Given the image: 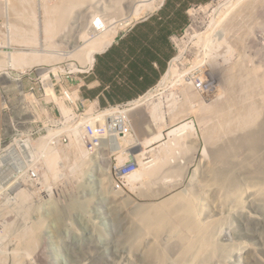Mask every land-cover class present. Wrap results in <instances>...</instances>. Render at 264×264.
<instances>
[{"label":"rangeland","instance_id":"1","mask_svg":"<svg viewBox=\"0 0 264 264\" xmlns=\"http://www.w3.org/2000/svg\"><path fill=\"white\" fill-rule=\"evenodd\" d=\"M57 1L59 0H0V151L1 148L7 145L10 146L12 144L16 147L15 144H17L19 138H30L31 143L35 144L39 139H42V136H46L44 138H48L51 145L62 156V161L60 160L61 164L58 163V173L52 175L50 173L48 174L43 158H37L32 153V160L25 159L27 161L26 168L19 173H15L14 177L9 181L10 183L14 181L12 186L9 183L8 185H3L4 187H0V189L2 188L0 195V208L2 212L0 214V232L6 241H3L4 248L7 246V253L4 252L6 256H10L13 250L16 249L15 251L17 252L19 249L20 255H18L19 251L17 254L18 257L20 256L19 264H158L153 261V258L148 252L156 249L153 248V243L155 245L157 243V246H160V250H164L166 249L164 247L170 242V244L172 243V247H170V258L164 260L163 264H178L176 251L180 248L177 246V243L181 235H183L182 226L179 223L181 220V214H179V211L182 209L181 206H178V212L172 211L177 208L175 206L169 208L172 215H174L172 218L176 221L173 225L175 233L166 231L167 233H164L161 237H158L149 228L150 225L148 223H142V220H140L141 217L133 213V208L136 205L161 204L169 199L185 201L194 199L193 201L198 205L197 208L200 211L197 219L203 225L210 224L214 221H218L219 223L210 230L209 234L212 236L209 235V238L205 239L207 246L209 245L208 250L213 251L217 247L219 252L216 251L218 252L216 256L210 259L207 258L206 263L204 262L203 264H264V200L258 199V197H248L244 193L246 187L254 188L257 183L262 181L261 173L259 172L257 174L255 172L251 176L248 175L247 171L239 169V172L236 173V188H239L236 190L239 197L238 201L230 197L232 191L229 185L226 188L220 187V189L212 181L210 182L212 186L205 184L211 176V171L218 164L216 162L218 159L214 158L216 157L214 155L216 145L218 143L219 145L223 144L226 139L231 138L229 137L231 135L226 133L224 134L225 136L222 135L223 138L229 135L225 140L220 138L218 143L215 141L208 143L210 140L205 136L207 132L205 129L210 128L215 121L213 122L208 118L209 120L206 119L207 122H204V124H207H203L202 121L205 119H202V112H200L203 107L201 108L199 104L204 105L209 101L206 99V96L193 87L192 83L189 84L190 88L185 83L186 76L189 77H187V81L192 77L207 79L210 91L212 92L214 89L215 92L212 95L217 94L223 99L226 97L224 96V92L227 90L225 78L220 77V80L216 79L215 81L207 73L208 70L218 72V69L221 67L222 69L220 68V71H224V66L226 65L225 67H228L229 64L232 66L231 64L240 55L241 57L243 56V52L246 60L251 59L253 61L252 63L249 61V65L248 60H245L246 67L248 66L247 68H257L259 69L258 71H261L262 69L260 70V68H263L264 70V60H260L262 58L264 59V33L259 31L257 26L255 27L257 22L249 27L248 32L244 30L246 34L245 40L243 38L235 44L236 42L233 43L229 39L225 40L224 35L220 32L223 20L225 21L227 18L224 14L235 0H231L232 3L230 0H211L205 4H200L199 0H174L173 3H168L164 6L161 12H166L169 17L170 15L173 16L171 18L177 17L180 12L183 14L187 12L188 14L184 26L176 32L172 43V49L174 50L173 59H176L175 65L178 74L181 75V81H178L179 83L174 81V79L173 81H162V78L157 86L149 93L133 102V112L136 113L139 110L145 112L147 118L155 122L154 130L157 133H159L160 129L162 130H160V133L162 132V138H151L153 135L151 136L149 134L150 131L145 129L146 116L143 117L141 115L138 120L133 117L134 128L136 127L143 135H150L147 138L154 140L152 142L150 139L149 142L147 141L148 143L146 142L144 144L145 151L148 153L152 151V153H147L137 158L139 161L141 160L140 162H144V164L147 162L145 165L142 164V168L145 167V170L153 169L157 173L152 178L149 175H143L134 183L133 189H129L128 185H124L123 187L129 193L128 198H124L117 192H111L110 187H112V184L111 186L110 184L106 185L107 188L104 190L100 189L101 179L99 178V171L103 169L102 173H104L103 176L105 178L109 173L107 172V168H101L99 166V160L89 152H87V156L85 157L89 158L87 163H84L76 172L70 169L73 156L78 152L76 140L72 138L71 141H64L61 140L60 136L58 142L53 141V136L62 134V131L66 128V124L71 126V123L64 121L63 117V115L66 116L70 112L73 105L71 102L65 100L64 88L69 86L73 80L76 82V77L81 76L83 74L82 72L88 69L87 65L81 63L82 57L78 56V54L83 53L85 55V52L90 51L88 46H84L85 41L82 38L77 39L78 43L75 40H70L65 43L66 41L59 39L60 34L58 32L55 36H48L46 28H44V17H46L45 6L52 5ZM94 1L98 2L99 0ZM107 2L111 4L110 0H104L103 5L98 7L99 9H95V12L93 10L92 13L101 17V13L103 14L105 12L103 8L106 5L107 7L110 6V4L108 6ZM161 7L151 10L147 15L157 13ZM216 11L219 13H216ZM75 12L82 14L84 11L82 9L75 10L73 15H77ZM114 14L116 17V13ZM126 15L127 13L124 10L123 16ZM84 16H86L85 12ZM142 17L136 20L138 21ZM179 19L181 23L183 16L179 15ZM100 20L103 21L104 18H99L97 23ZM129 22L117 26L118 35L129 29L132 23H134V20L132 19ZM256 30L260 34L255 32ZM249 31L252 32V35ZM250 38L254 39L251 40ZM249 39L251 42H249ZM226 41H228V44ZM247 43L250 44L245 48ZM214 44H216L215 46L217 48L215 46L212 47ZM218 44L219 46H217ZM56 45L59 46L56 48L54 47ZM209 45H211V48ZM225 45H231L229 48H232V52L234 50L233 47H236L237 51H234L237 53L236 56L231 57L235 55L234 52H231L232 54L229 55L231 50L228 47V50L226 48L223 51L221 48H224ZM232 45L234 46L232 47ZM236 45L239 47L237 48ZM49 49L50 52L57 49L59 55H61L59 57L60 59H51V57L55 56H51L47 52ZM204 50L206 51L204 52ZM224 52L228 57L222 55ZM9 54L15 57H13L14 60L10 59ZM15 54H18V57ZM63 54L64 56L62 57ZM211 54L214 56L212 59H209V56H212ZM219 55L221 56L218 57ZM23 57L24 60L22 59ZM201 58L204 59L201 60ZM235 58L236 60H233ZM48 60L52 61V63L48 62ZM228 60L229 64H225L228 63ZM19 63L22 65H19ZM254 63L257 64V67H254ZM261 63L263 67L260 65ZM263 70L261 71L262 73H264ZM44 73L48 74L44 75ZM183 73L186 74L183 76ZM50 87L51 89H49ZM217 87L218 89L216 90ZM182 89L189 90L188 92L192 91L190 93L195 94L193 96L194 98H190L189 100V102L191 100L193 101L190 103H182L183 98L180 100ZM224 89L226 90L224 91ZM222 93L223 95L221 96ZM177 97L179 101H177ZM169 99L176 103L173 102V108L167 105ZM179 102L183 105H180ZM192 102L194 104L196 103V106L200 102L198 104L199 107L196 108ZM154 104L161 108H154ZM139 105L140 107H137ZM186 107L189 108L186 109ZM81 110L83 111V109ZM212 119L214 120V118ZM188 122L194 125L193 133L182 134L183 136L179 135L180 137L177 136L176 138L168 135L169 130L173 127ZM236 131H234V135L241 133V131ZM167 149L170 152L165 151ZM106 153L111 156L107 151ZM247 154L248 150L239 149L235 152L234 156L235 159L242 160ZM110 159L112 160V157ZM149 165L151 166L149 167ZM89 169H94V172L87 171ZM110 175L106 178L109 183L112 179V175L111 177ZM251 179L253 181H250ZM113 181L114 179H112L111 183ZM232 200L235 204L232 203ZM70 208L73 209L71 210ZM22 210L26 212L27 217L24 215L25 213L23 214ZM24 216L23 221L22 217ZM137 224H141L144 230L138 233L135 228ZM23 226L29 231L32 230L31 232L35 231L30 236H34L35 233L37 238L35 236L32 238L31 236L33 241L30 239L31 244L29 243V248L24 249V251L21 248V251L18 248L20 243L19 236L21 232L24 234L27 231ZM23 228L25 232L24 230L22 231ZM29 231L26 233H31ZM32 246L33 248L30 249ZM195 250L198 252V258L189 259L185 264H201L199 258L204 254V251H199L197 245L195 246ZM3 261L5 262V260Z\"/></svg>","mask_w":264,"mask_h":264},{"label":"bare ground","instance_id":"2","mask_svg":"<svg viewBox=\"0 0 264 264\" xmlns=\"http://www.w3.org/2000/svg\"><path fill=\"white\" fill-rule=\"evenodd\" d=\"M110 1H111V4L109 3L110 6H109V4L107 2L109 7H107V5H106L105 8H103L104 6L102 7L105 10V12L103 13L104 15L101 13V17H100L97 14H93L92 11L94 10V12H95V9H97L98 7L103 5L104 0H99L98 2L94 1V0H59V1L55 2L54 4H52V5L45 6V16L46 17H44L45 18L44 19V21H45L44 22L45 23L44 28H46V31H47L49 37L51 35L55 36V34L58 32L60 34V37L58 35L57 36L59 37V39L61 41H66L65 43H67V41H70V40H75L78 43L77 39H79V38L84 39L85 44H84V42H83V44H84V46L85 45L88 46V48H90V51L89 52H85V55H83V53H79L78 56L82 57V58L79 57L83 61L82 62L80 60L81 63H84L89 68L95 62V57H94L95 54L106 50L114 42L115 38L118 35V29H117L118 25H120V24L124 25L125 23L126 24L130 23L129 21H131L132 19L135 22V20L137 18H140L142 16H143L142 18H144L145 15H147V13H149L151 10L159 8L164 2V0H110ZM226 1H228V0H226ZM232 1H231V3H232ZM24 5H22V6H24ZM26 5H28V4H26ZM44 5H45V3H44ZM229 5H230V3H229ZM234 7H236L237 10ZM80 9H82V11L85 12L86 16H84V12L82 14L80 12L78 14L75 12L77 15H73V12L75 10H80ZM222 9H224V8H222ZM21 10H22V8H21ZM124 10L127 13L126 16H123ZM224 11H226V10H224ZM105 13H106V15H105ZM114 13H116V17H115ZM216 13H219V12L216 11ZM192 14H194V13H192ZM223 14H224V12H223ZM224 15L227 18L224 16L226 18V20L225 21L223 20V25L220 27V32H222V34L224 35L225 40L229 39V40L233 41V43L236 42L235 44L240 42L239 40H241L243 38L245 40V35H246L245 31L248 32V30L250 29L249 27L251 25H253V23L256 24L255 22H257L255 27L257 26V29L259 31H261L262 33H264V0H235L230 5V7L227 9V11L225 12ZM102 17L104 18V20L103 21L100 20V22L97 23L99 18L102 19ZM113 17H115V18H113ZM221 17H223V16H221ZM213 22H214V20H213ZM20 24H21V22H20ZM215 27H217V26H215ZM211 30H212V28H211ZM211 30H210V32H211ZM250 31H252V30H250ZM255 32H257V30ZM257 33H259V32H257ZM250 34L252 35V32H250ZM202 35H203V33H202ZM208 35H207V37H208ZM248 36H249V34H248ZM247 38H249V37H247ZM250 39H249V42H251ZM253 39L254 38H252L251 40H253ZM32 41H34V40H32ZM25 42H27V41H25ZM226 42L228 44V41H226ZM246 42H248V41H246ZM68 43H70V42H68ZM218 43H220V42H218ZM230 44H232V43H230ZM248 44H250V43H247L246 46L244 44L243 45L246 48ZM196 45H198V44H196ZM215 45L216 44H214L212 47H214ZM49 46H50V44H49ZM58 46L56 45L54 47L57 48ZM209 46L211 48V45H209ZM217 46H219V44ZM230 46H226L225 45V47L221 48V49L224 51L227 47L229 48ZM233 46L234 45H232V47ZM238 47L239 46H237V48ZM199 48H201V47L199 46ZM228 48H227V50H228ZM53 49H55V48H53ZM205 49H206V47H205ZM221 49H219V50H221ZM231 49L232 48H229V50H231ZM233 49H234L233 50V52H234L236 50V47L235 48L233 47ZM222 50H221V52H222ZM239 50H238V52H239ZM205 51L206 50H204V52ZM47 52H49L51 56H55V57L49 56V57H51V59H53V60L55 58H57V60L60 59L59 57L61 55H59V51H57V49L56 50H52L51 52H50V49H49V50H47ZM231 52H232V50L230 51V54L229 53L228 54L231 55L233 53V52L232 53ZM65 53H66V51H65ZM213 53H214V51H213ZM243 53H242V55H243L242 57H241L240 54H238V55H240L239 58L237 60H236V58L233 59V60H236V61L234 63L232 61V63H233V64H231L232 66H230L229 60H228V63H225V64H229L230 67L229 66L225 67L226 66L225 65L224 66V68H225L224 71L223 70L220 71L221 67L218 69L219 70L218 72L217 71L212 72L210 70L207 71V73L211 76L212 79H215V81H216V79L220 80V77L225 78V84H227V87H226V85H225V87H226L227 90L224 89V91L226 90L224 92V96H226V97H224L222 99L217 94L216 95L215 94L212 95L213 92H214V89H213L212 92L210 91L211 93L208 92L206 95H204V96H206V99L209 101L208 103L202 105V104H199L200 102H198L197 106H196V103L195 104L193 102L192 103L195 105L196 108L199 107L198 104L201 105V108L203 107L202 111H200V112H202V119H205L204 121H202V119H201L203 124H204L205 121L207 122L206 119H208V118L211 119L213 122L215 121L214 123H212L213 125L210 128L205 129V130H207L205 136L210 140V142H208V143H211V141H215V142L218 143L220 141V138H223L222 135H224L226 133L231 135V136L228 135L229 137H231L230 139L226 135V138H228V140L225 137L223 138L224 140L226 139L225 141L222 139L224 141L223 144L219 145V143H218L216 145L215 151L217 153L215 152L214 155L216 157H214V158L215 159L217 158L218 161L221 162V163H219L216 160V162L218 164L216 165V167L213 166L214 170L211 169L212 170L211 171V176L205 182V184L211 185L212 183L210 184V182L212 181L213 183L217 184L219 186V188L220 187L221 188H223V187L226 188L227 185H229L231 187L230 190L232 191V192L229 191V192H231V196L230 197H232V198H234L235 200L238 201L239 197H238V193H237L236 190L239 189V188H236L237 187L236 186V184H237L236 173L239 172V169H242L243 171H247L248 175H251V176L255 172H257V174L260 172L261 176H262V181L260 183H257L254 188L253 187H249V186L246 187L244 189V193L248 197H258V199L264 200V143H263L264 139H262L264 137V101H263V98H264V73L261 72L263 70V68H260V70L262 69L261 71H258L259 69H257V68H254V69H249L250 67L247 68L248 66L246 67V63H245V60H246L245 58L246 57H245V55ZM21 54H19V55L21 56ZM40 54H42V53H40ZM234 54L235 55H232L231 57L236 56L237 53L234 52ZM17 55L15 54V56H17ZM211 55L212 56H209V59L210 58L212 59V57L214 56L213 54H211ZM222 55H224V57H225L227 54L225 55V52H224V54L222 53ZM9 56H10V54H9ZM63 56H64V54L62 55V57ZM216 56L217 55H215V57ZM220 56L221 55H219L218 57H220ZM256 56H258V55H256ZM10 57H11L10 58L11 60H14L13 59L14 56H10ZM24 57L22 58L23 60H24ZM65 57H66V55H65ZM224 57H222V58H224ZM226 57H228V56H226ZM249 57H251V55H249ZM256 58H258V57H256ZM202 59H204V58H201V60ZM217 59H219V58H217ZM247 60H248V64H249V61L251 63L253 62L251 59L250 60L247 59ZM260 60H264V59L262 58ZM61 61H62V59H61ZM48 62L52 63V61H50V60H48ZM224 62H227V61H224ZM224 62H223V65H224ZM175 63H176V59H173L172 63L170 64L169 69L167 70V72L163 76L162 81H167V80L173 81V79H174V81H177V82L181 81L180 80L181 79V75L178 74V71L176 69ZM262 63L260 64L261 66H262ZM210 64H212V63H210ZM218 64H219V62H218ZM19 65H22V64L19 63ZM25 65H27V64H25ZM223 65H221V66L223 67ZM256 65L257 64H255L254 67H257ZM10 66H11V64H10ZM216 66H215V68H216ZM252 67H253V65H252ZM263 72H264V70H263ZM54 73H55V71H54ZM47 74L44 73V75H47ZM184 74H186V73H183V76H184ZM187 77L188 76L185 77V80H186L185 83L189 87V84L192 83V80L190 79V80L187 81ZM221 83L223 84V82H221ZM49 89H51V87ZM217 89H218V87L216 88V90ZM181 91H182V94L180 95L181 98L180 97L179 98H180V100L183 98L182 103L189 102L190 98H194L193 96L195 94L190 93L192 91L188 92L189 90H185V89H182ZM222 95H223V93L221 94V96ZM197 98H198V96H197ZM177 99H178V97H177ZM197 100H199V99H197ZM177 101H179V99ZM191 101H193V100H191ZM194 101H196V100H194ZM133 102H132V104H133ZM173 102H174L173 100L169 99L167 105L172 107V104L174 105V103H175V102L174 103ZM179 103H180V105L182 104L181 102H179ZM202 103H203V100H202ZM134 107H136V106H134ZM137 107H140V105L137 106ZM158 107L159 106H156V105L154 106V108H157V109L161 108V107H159V108ZM178 107H179V104H178ZM183 108H184V106H183ZM187 108H189V107H186V109ZM190 109H188V110H190ZM188 110H186V111L188 112ZM88 111H92L93 112L94 111V107L91 106L90 108H88ZM141 115L143 117L146 116L145 112L139 110V112L137 111L135 113L134 117L136 118V120H138L141 117ZM178 115H179V113H178ZM145 118H146V120H145L146 121L145 129L150 131L149 134L151 136L153 135L151 138H153V137L154 138H162V134H161L162 132L160 133L161 129L159 130V133H157L154 130L155 129V122H153L152 120H149V118H147V116ZM212 118H214V120ZM206 124H204V125H206ZM245 129H247V130L243 131ZM236 130L241 131V133L238 134V135H236V134L234 135V131H236ZM238 131H236V132H238ZM193 132H194V125H192L191 123L188 122V123H183V124H180V125H177V126L173 127L172 129L169 130L168 135L171 136L172 138H176L179 135H182V134L186 135V134H190V133H193ZM74 134H75V137H73V139L76 140L75 142H76V145H77L78 152H77V154L75 156H73V162H72V165H70L71 166L70 169L71 170H75L74 172H76V171H78L81 168V166L84 163H87L89 161L88 157L85 158L87 156V152H89V151L83 146V142H82L83 138L81 137L80 132H77V130L75 129L74 130ZM141 134L142 133H140L139 130H137L136 127H135L134 130H133V138H136V142L133 145L132 151L138 153V156H141V155H144V154L148 153L147 151H145L144 144L147 141L149 142V140L151 139V138H147V137H150V135L147 136V135H143V134L141 135ZM50 135H53V134H50ZM44 137H46V136H44ZM44 137L42 136L41 137L42 139H39L35 144L31 143V139L30 138H26V139H23V141L20 143V145H22L24 151L27 153V154H25V158L26 159H28V160L31 159L32 160V158H33L32 153L37 158H43V162L46 165V170H47L48 174L50 173L52 175H56L58 173V169H59L58 168V166H59L58 163H60V160L62 161V156H60V152L55 147H53L51 145L50 140L48 138H44ZM50 137L52 138V136H50ZM151 140H152V142H154L153 139H151ZM172 141H174V140H172ZM152 142H150V143H152ZM124 144L125 143L115 142V146L111 148V153L115 152V151L118 152L119 149H121V145L123 146ZM167 145H169V144H167ZM166 147H168V146H166ZM169 149H167L165 151L168 152ZM239 149L248 150V154L242 160H237V159H235V156H234L235 152L238 151ZM11 150L14 151V148H11ZM100 150H103V151H100ZM95 153H97V154H93V156H95V158L97 160H99V166L101 168H107V172L109 174H111V168H112L111 161L112 160L110 159L111 156H109L104 151V146H96L95 147ZM108 153H110V152H108ZM149 153H152V151L149 152ZM167 155H168V153H167ZM160 162H162V161H160ZM148 163H150V162H148ZM142 164L145 165V164H147V162H145V164H144V162L138 163L137 169L134 170L129 175H127L126 181L124 180L125 181V186L128 185L129 189L130 188L133 189L134 183L137 180H139L143 175H149V176H151V178L156 175V173H157L156 170H153V169L152 170H150V169H148V170L146 169L145 170L144 169L145 167L142 168L143 167ZM150 166L151 165H149V167ZM87 171L93 173L94 169H89ZM102 171H103V169L101 171H99V176H100L99 178L101 179V181H100V186H101L100 189L104 190V189L107 188L106 185L110 184V186H111V184H112V187H110L111 192H117L121 197L128 198L129 193L125 190V188L124 187L123 188H118L117 185H115V183L114 184L111 183L113 178L111 179V182L109 183V181L106 180V178H107V176L109 174L105 178V176H103L104 173H102ZM180 171H182V169H180ZM240 173H241V171H240ZM110 177H111V175H110ZM249 179H250V177H249ZM250 181H253V180L251 179ZM13 182L10 183V186H12ZM1 190H2V188L0 189V195H1ZM107 193H109V192H107ZM223 193H225V192H223ZM241 195H240V197H241ZM193 200L194 199L186 200L187 201L186 202L185 200L169 199L167 201L164 200L165 202L161 203V204L159 203V204H153V205H148V204L147 205H136L133 208L134 209L133 213L135 215L141 217L140 220H142V223H148L150 225L149 228L153 232H155L158 237L159 236L161 237V236H163L164 233H167L168 231H169V233H173V234L175 233L173 225L176 223V221L172 218V216H174V215H172V212L169 210V208H171L172 206H175V208L176 207L177 208L173 209L172 211L173 212H178L179 211L178 210L179 209L178 206H181L182 209L179 211L180 212L179 214H181V220L179 221V223L182 226V231H183L182 234L183 235H181V237L179 238L178 243H177V246L180 248L179 250L176 251V256H177L176 259H177L178 264H185L187 262V260H189V259H195V257H196V259L198 258V252L195 250V246L196 245H197L199 251H204V254L202 252L203 255L199 258V261H200L201 264H203L204 262L206 263L207 258L208 259H210L211 257L214 258L216 256V254L219 252V249L217 247H215V250H213V251L212 250H208V248H209L208 246L209 245L207 246V244H206L207 241L205 240V239L209 238V235H211V234H209L210 230H212V228L217 226L219 223H218V221H214V222H211L210 224L203 225V223L200 220L197 219V217L200 214V211L197 208L198 205ZM223 201H224V199H223ZM67 202H69V201H67ZM196 202H197V200H196ZM232 203H234V201ZM232 203H230V204H232ZM69 207H71V206H69ZM70 209L72 210L73 208H70ZM19 212H17V213H19ZM1 213L2 212H1V208H0V214ZM20 214H22V213H20ZM23 214L26 215V212L23 211ZM26 217H27V215H26ZM23 218H25V216L22 217V219ZM23 221H24V219H23ZM14 223H15V221H14ZM2 226H4V225H2ZM10 227H12V226H10ZM24 228L22 229V231L24 230ZM27 228L29 229V227H27ZM135 228L138 231V233L144 230L143 229L144 227H142L141 224H137V226ZM33 229H35V228H33ZM28 231L29 230H27L26 232H28ZM31 231H29V232H31ZM175 231L177 232V230H175ZM24 232H25V230H24ZM26 232L24 234H22V232H21V235L19 236L20 237V243L18 245L19 246L18 248H20V250H21V248H23V251H24V249L26 250L27 248H29V246L31 244L30 239H31V236H32V235L30 236V234H32L35 231H33V232L29 233V234L26 233ZM27 234L29 235V238H28ZM178 234H179V232H178ZM175 235H177V234H175ZM34 236H35V233H34ZM34 236H32V238ZM35 238H37V236H35ZM3 241H5V240L2 237L1 232H0V264L1 263H4V264H8V263L9 264H19V262H20L19 261V257L20 256L18 257V255H20L19 249H18L19 254H18V251L17 252L15 251L16 250L15 249V250H13L11 252L10 256H6L7 246H6V248H4L5 245L3 244ZM31 241H33V240L31 239ZM35 242H36V240H35ZM209 243H210V240H209ZM153 244H154L153 248H156V249H152L150 251L148 250L149 251L148 254L153 258V261L157 262L158 264H163L164 260L170 258V247H172V243L170 244V242H169L168 245H166L164 247V248H166L164 250H160V246L159 245L157 246V243H156V245H155V243H153ZM31 248H33V246L30 247V249ZM216 251H218V252H216ZM4 252H6V253H4ZM226 255H228V254L226 253ZM3 260H5V262ZM9 260H10V262H8ZM224 261H225V259H224Z\"/></svg>","mask_w":264,"mask_h":264},{"label":"crops","instance_id":"3","mask_svg":"<svg viewBox=\"0 0 264 264\" xmlns=\"http://www.w3.org/2000/svg\"><path fill=\"white\" fill-rule=\"evenodd\" d=\"M210 1L199 0V3ZM173 2L165 0L157 13L136 21L106 50L96 54L90 70L76 77L83 98L94 100L103 108L136 100L157 86L169 69L174 56L172 43L187 14L180 12L171 18L161 12L166 4ZM179 15L183 16L181 23Z\"/></svg>","mask_w":264,"mask_h":264},{"label":"built area","instance_id":"4","mask_svg":"<svg viewBox=\"0 0 264 264\" xmlns=\"http://www.w3.org/2000/svg\"><path fill=\"white\" fill-rule=\"evenodd\" d=\"M196 87L205 92L209 89L208 82L194 77ZM67 89L66 94L70 101L82 100L80 96L70 95ZM83 111L77 106V112L72 116L73 126L67 128L61 138L65 141L75 136L74 130L80 132L81 137L89 152L95 153L96 146H104V150L111 151L115 142L120 139H128L133 135L132 119L128 104H119L109 106L104 109H95L93 112L85 110L84 104L81 105ZM23 150L12 151L10 147L2 153V162L0 164V183H4L10 178V173L19 172L26 166L22 157ZM114 155L113 177L117 187H121V182L125 176L131 173L137 166V160L128 151V148L121 149L118 152H112ZM118 154L122 157L121 163L118 160ZM117 155V156H116Z\"/></svg>","mask_w":264,"mask_h":264},{"label":"clouds","instance_id":"5","mask_svg":"<svg viewBox=\"0 0 264 264\" xmlns=\"http://www.w3.org/2000/svg\"><path fill=\"white\" fill-rule=\"evenodd\" d=\"M165 1V0H164ZM163 4H164V2H163ZM162 4V5H163ZM161 5V6H162ZM160 6V7H161ZM159 7V8H160ZM135 23V22H134ZM134 23H132V25L134 24ZM97 54V53H96ZM96 54H95V56H96ZM94 56V57H95ZM170 67V66H169ZM90 70V68H88L87 70H85V71H89ZM85 71H83L82 73H84ZM165 75V74H164ZM196 78H198V79H200V80H204V81H207L208 82V80L206 79H202L201 77H196ZM73 79V78H72ZM191 80H192V85L195 87V89L198 91V92H200V93H202L203 95H206L208 92H210V87H209V89L208 90H206L205 92H202V91H200L197 87H196V85H195V83H194V77H192L191 78ZM75 80H73V82H71V84L69 85V86H67L66 88H64V92H65V96H66V98H65V100L66 101H69V102H71L73 105H72V107H71V109H70V112L69 113H67V115L65 116V115H63V117H64V121H69L70 123H71V126H73V123H72V116H74L75 115V112H77V106H79L81 109H82V107H81V105L82 104H84V106H85V110H88V108H90L91 106H93L94 107V110L95 109H104V108H107V107H109V106H115V105H119V104H110V105H108V106H106V107H99L97 104H96V102L94 101V100H91V99H85V98H83L82 97V95H81V89H80V86L78 85V84H76L75 82H74ZM67 89H69L70 90V95L71 96H74V97H77L78 95L80 96V98L82 99V100H80V101H75V102H72V101H70L69 99H68V97H67V94H66V91H67ZM139 99V98H138ZM137 100V99H136ZM133 101H135V100H133ZM133 101H130V102H126V103H121V104H128V107H129V111H130V116H131V119H132V126H133V130H134V120H133V104H132V102ZM87 107V108H86ZM88 112H92V111H88ZM67 123V122H66ZM71 126H69L68 124H66L65 125V130L67 129V128H70ZM65 130H63L62 131V134H64V131ZM135 132V131H134ZM62 134H58V135H56V136H54V140L53 141H56V142H58L60 139H59V137L60 136H62ZM73 137H75V136H72L71 137V139L70 140H68V141H71L72 140V138ZM61 140H63L62 138H61ZM23 141V139H21V138H19V140H17V144H15L16 145V147L14 146V145H7L6 147H3V148H1V153H0V164H1V162H2V153H3V151L4 150H7L9 147H10V149L11 148H14V150H20V149H22L23 150V152H22V157H23V162H25V164L27 165V161L25 160L26 158H25V154H27L25 151H24V149L22 148V145H20V143ZM65 141V140H64ZM82 142H83V144H84V146H85V148H86V145H85V143H84V139L82 140ZM120 143H125L123 146L121 145V149H125V148H128V151L129 152H131V155L132 156H134L135 158H136V160H137V166H136V168L134 169V170H136L137 169V167H138V163H139V160H138V153H136V152H134V151H132V149H133V145L135 144V142H136V138H133V135H132V137L131 138H128V139H120V141H119ZM87 149V148H86ZM121 149H119V150H121ZM88 150V149H87ZM100 151H103V150H100ZM105 152L107 151V152H110V155H111V157H112V161H111V164H112V168H111V175H112V178L114 179V177H113V168H114V155L111 153V151H108V150H104ZM99 152V151H98ZM97 152V153H98ZM89 153H91V152H89ZM97 153H91V155H93V154H97ZM117 156V155H116ZM118 160H119V163H121V161H122V157L121 156H119V154H118ZM24 168H26V166L24 167ZM24 168H22V170H20L19 172H21V171H23V169ZM133 170V171H134ZM132 171V172H133ZM19 172H13V173H10V178L7 180V181H5L4 183L2 182V183H0V187H2L3 185H8L10 182V180H11V178L12 177H14V175H15V173H19ZM131 172V173H132ZM130 174V173H129ZM128 174V175H129ZM127 176H125V178H126ZM124 178V180L126 181V179ZM122 181L121 182V187H118V188H123V186L125 185V181ZM115 183V185H116V182H115V179H114V181H113V184ZM1 220V219H0ZM1 223V222H0Z\"/></svg>","mask_w":264,"mask_h":264},{"label":"trees","instance_id":"6","mask_svg":"<svg viewBox=\"0 0 264 264\" xmlns=\"http://www.w3.org/2000/svg\"><path fill=\"white\" fill-rule=\"evenodd\" d=\"M187 18H188V14L185 15V22H186Z\"/></svg>","mask_w":264,"mask_h":264}]
</instances>
